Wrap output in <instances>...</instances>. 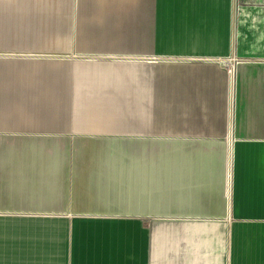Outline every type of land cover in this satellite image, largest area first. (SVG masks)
I'll return each instance as SVG.
<instances>
[{
  "label": "crops",
  "instance_id": "obj_1",
  "mask_svg": "<svg viewBox=\"0 0 264 264\" xmlns=\"http://www.w3.org/2000/svg\"><path fill=\"white\" fill-rule=\"evenodd\" d=\"M34 1L0 0V264H264V112L249 117L239 85L234 127L232 66L218 67L229 75L228 136L212 170L185 154L207 133L183 135L194 144L165 158L163 121L176 117L148 108L149 80L163 94L170 70L171 88L186 89L181 69L206 71V60L44 54L202 55L190 44L232 35L234 0H91L82 31H65L51 10L59 2L39 11ZM111 35L138 45L95 42ZM115 65L123 83L110 79Z\"/></svg>",
  "mask_w": 264,
  "mask_h": 264
},
{
  "label": "rangeland",
  "instance_id": "obj_2",
  "mask_svg": "<svg viewBox=\"0 0 264 264\" xmlns=\"http://www.w3.org/2000/svg\"><path fill=\"white\" fill-rule=\"evenodd\" d=\"M11 0H6V4H12ZM84 27V28H83ZM79 28L83 30H88V26L79 25ZM233 28V27H232ZM80 30V29H78ZM90 30V29H89ZM94 30V29H92ZM112 39L109 40H98L95 42H100L103 44H111L114 47H137L138 43L133 40L132 35H111ZM198 38L195 40V45L193 47L195 52L202 55L194 56H143V55H130L129 53L117 52L115 50L113 53H104L98 54L94 52L87 51H57L55 53H44L51 58H78L81 59L80 63H91V62H111V63H121L123 61H129L133 59H181V58H199L203 60H215L223 66L224 62L229 63V66H233L235 69V92H234V127L235 121L237 119V104H238V86L241 85L244 90V100L246 101V112L251 114L255 112H264V67L255 66V62L252 59H241L236 56V39L237 35H197ZM125 42H129L125 44ZM10 43V42H8ZM153 43V42H152ZM5 48L8 49L9 45H6ZM149 47L148 43H144V46ZM151 47V46H150ZM170 47V46H169ZM152 48V47H151ZM111 50V49H110ZM5 56L15 57L20 54L16 51H4ZM25 54V53H21ZM154 59V60H155ZM118 71L110 72V79L121 80L123 83L124 73L121 71L123 65H115L113 67ZM170 69V68H169ZM151 70V69H149ZM160 70V69H159ZM192 69H181V72L184 78H187L181 86V90H176L171 88V81L167 79L170 78L171 71L164 70L159 71L164 73V82H163V94L162 89L158 92L155 87L157 83L155 79L149 80L147 86H149V110L155 112L157 109L160 112L164 113V116L170 117L174 115L176 119H164L163 121V130L164 133V143H165V158L169 156H175L177 153H171L170 149L173 148V145L177 144H194L195 141H189L187 137L183 136L191 133H207V135H195L202 139V141H196L200 143V147H192V152H186L185 154H190L200 161H205L206 163H212V170L218 167L223 166L225 162L224 144L228 136V114H227V98H228V80L229 75L227 71L222 72L220 70L207 69L206 71L194 70ZM227 70V69H226ZM180 72V70H179ZM188 72V73H185ZM154 73V72H153ZM143 75H145L143 73ZM127 76V75H126ZM140 76V73L129 72L127 78H131L132 83L135 82L132 77ZM150 76V73H149ZM136 81H139L140 78H135ZM189 79V80H188ZM139 87V86H138ZM137 87V88H138ZM122 88V87H121ZM120 89H118L119 91ZM171 90L173 92L179 93V97H172ZM122 93L123 91L120 90ZM167 93V94H166ZM163 99V100H162ZM174 100V102H171ZM118 106L116 110H122V105ZM135 106V105H134ZM136 106L139 108V104L136 103ZM184 117V118H183ZM188 117V118H186ZM238 121V120H237ZM248 122H254L248 120ZM251 124V123H250ZM251 125L249 129L251 132ZM257 128V126H256ZM255 129V125L254 128ZM264 131V128H261ZM257 129H255V132ZM191 139V138H190ZM211 142V144H209ZM179 154V153H178ZM173 158V157H172Z\"/></svg>",
  "mask_w": 264,
  "mask_h": 264
},
{
  "label": "water",
  "instance_id": "obj_3",
  "mask_svg": "<svg viewBox=\"0 0 264 264\" xmlns=\"http://www.w3.org/2000/svg\"><path fill=\"white\" fill-rule=\"evenodd\" d=\"M12 2H21V0H11ZM59 2L58 6L52 7L51 10L57 15H60V20L64 21L63 24L65 31H82L83 28H79L78 23L82 20L80 13L83 12V8L91 5V0H55ZM68 1V2H67ZM42 2V3H41ZM54 0H35L33 6L39 8V11L49 10L47 6H51ZM6 3V0H5ZM86 4V6H85ZM56 5V4H55ZM67 6V10H66ZM79 6H81L79 8ZM65 8V9H64ZM90 8V7H89ZM233 35H237L236 39V53L235 55L243 59H252L255 62V66L264 67V0H234V12H233ZM51 16V15H50ZM15 20V19H13ZM74 20V21H73ZM76 22V23H75ZM88 26V25H84ZM80 29V30H78ZM89 30V29H88ZM61 32V31H55ZM241 47L245 48V52L242 53ZM155 59V58H154ZM152 58H146L142 60H152ZM137 60V59H133ZM138 60H141L138 59ZM131 61V60H129ZM128 61H123V63ZM206 66L210 69L213 67L215 70H219V62L213 60H206ZM210 65V66H208ZM222 69V70H221ZM220 71H227L225 68L220 67ZM132 72V71H131ZM130 72V73H131ZM140 77V76H139ZM155 79V76H154Z\"/></svg>",
  "mask_w": 264,
  "mask_h": 264
},
{
  "label": "bare ground",
  "instance_id": "obj_4",
  "mask_svg": "<svg viewBox=\"0 0 264 264\" xmlns=\"http://www.w3.org/2000/svg\"><path fill=\"white\" fill-rule=\"evenodd\" d=\"M224 64L227 66V68H228V70H229V68L231 67V66H229V63L224 62ZM232 67H233V66H232Z\"/></svg>",
  "mask_w": 264,
  "mask_h": 264
}]
</instances>
